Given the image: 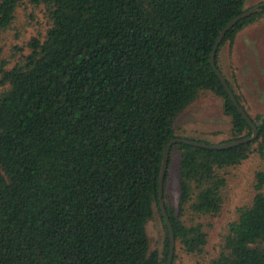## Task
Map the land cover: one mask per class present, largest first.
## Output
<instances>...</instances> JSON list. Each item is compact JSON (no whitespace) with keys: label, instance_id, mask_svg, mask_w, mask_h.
Returning <instances> with one entry per match:
<instances>
[{"label":"trees","instance_id":"1","mask_svg":"<svg viewBox=\"0 0 264 264\" xmlns=\"http://www.w3.org/2000/svg\"><path fill=\"white\" fill-rule=\"evenodd\" d=\"M24 1L44 5L51 26L14 66L0 68V264H166L158 186L176 120L211 91L231 117L224 142L252 135L210 62L246 0H0V29ZM263 16L257 11L226 33L216 53L221 71V48ZM249 116L259 131L253 141L171 148L168 166L180 153L176 207L167 199L168 170L164 178L172 264L181 254L205 259L203 220L222 210L228 169L264 156V116ZM255 186L209 264H264V169ZM155 209L167 234L162 256L150 251L146 231Z\"/></svg>","mask_w":264,"mask_h":264},{"label":"rangeland","instance_id":"2","mask_svg":"<svg viewBox=\"0 0 264 264\" xmlns=\"http://www.w3.org/2000/svg\"><path fill=\"white\" fill-rule=\"evenodd\" d=\"M257 5L263 6L264 0L245 1L246 9ZM50 26L44 5L36 6L24 1L17 8L13 23L6 30L0 29V68H10L20 61L30 51L29 41L34 37L43 39ZM218 64L248 113L252 117L258 114L264 116V16L240 31L232 46L226 43L221 48ZM3 89L0 84V93ZM230 128L231 117L224 113L222 99L211 91H205L179 116L174 130L178 137L222 143L228 139ZM179 161L180 153L174 150L167 168L166 194L170 204L175 207L180 199ZM263 169L264 156L259 154L252 155L236 168L228 169L227 184L222 191V210L215 217L203 220L210 224L207 226L210 238L205 259L181 254L176 264H209L211 258L219 255L228 224L238 219V209L250 205L258 193L256 173ZM146 231L150 251H157L162 256L167 234L157 209L153 219L147 223Z\"/></svg>","mask_w":264,"mask_h":264},{"label":"water","instance_id":"3","mask_svg":"<svg viewBox=\"0 0 264 264\" xmlns=\"http://www.w3.org/2000/svg\"><path fill=\"white\" fill-rule=\"evenodd\" d=\"M263 10H264V5L263 6L257 5V6H254L252 8L244 10L242 13H240L239 15L232 18L222 28L221 32L219 33V36L217 37V40L215 42V45L212 49L211 56H210V62H211L212 67L214 68L217 76L219 77L220 81L222 82L223 86L225 87L231 101L237 107L239 113L246 119V121L250 125V127L252 129V135L250 137H247V138H240L237 140L228 141V142H224V143H205V142H201L198 140L189 139L186 137H174L168 142L166 149L164 151L162 165H161V171H160V177H159L158 198H159L160 212L165 219V223H166V226H167V229L169 232V240H170L169 253H168V259H167L166 264H172V262H173L174 253H175V243H176L172 223H171V220H170L169 215L167 213L164 198H163V196H164V178H165V173H166L167 167H168V161H169L171 148L177 143H184V144H188V145H192V146H196V147H200V148L219 150V149H225L228 147L237 146L240 144H245V143H248L250 141H253L254 139L257 138V136L259 134V131H258L256 124L253 122V120L251 119L249 114L245 111V109L241 106V104L239 103V101L237 100V98L235 96L234 91L230 87V85L227 81V78L225 77L223 72L218 68V66L216 64V53H217V50H218L223 38L226 35V33L232 27H234L240 20L256 13L257 11H263Z\"/></svg>","mask_w":264,"mask_h":264}]
</instances>
